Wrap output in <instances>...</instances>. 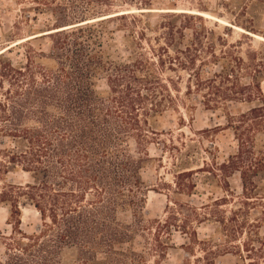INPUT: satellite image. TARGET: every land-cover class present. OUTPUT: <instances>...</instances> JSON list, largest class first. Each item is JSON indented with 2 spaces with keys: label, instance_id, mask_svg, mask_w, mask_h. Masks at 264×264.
<instances>
[{
  "label": "trees",
  "instance_id": "16d2710c",
  "mask_svg": "<svg viewBox=\"0 0 264 264\" xmlns=\"http://www.w3.org/2000/svg\"><path fill=\"white\" fill-rule=\"evenodd\" d=\"M110 1H69L72 16L65 9V21L57 28L73 26L48 34L53 35L54 68L45 67L29 51L25 62L17 65L0 53V176L22 170L31 178L29 183H9L0 190V205L7 206L9 220L14 219L0 264H150L133 247L123 248L134 241V233L144 223L138 210L147 196L141 177L143 160L123 145L133 139L138 148L148 151L152 139L159 140L161 132L154 123L176 104L170 88L176 84L169 78L167 85L151 70L150 60H111L101 41L104 25L98 23L101 27L95 29L90 22L79 24L90 20L88 14L112 8ZM197 19L186 17L184 29L168 23L166 44L176 42L179 34L183 47L179 45L174 55L160 47L159 64H165L166 54L171 68L174 61L185 70L190 68L193 79L184 94L189 97L196 91L210 109L233 101L250 104L238 116L227 113V123L235 130L249 121L250 127L258 126L257 114L264 112V50L249 45L243 52L240 40L230 42ZM138 20L133 16L131 23ZM186 29L191 38L185 43ZM130 31L138 38L144 35V30ZM201 52L208 56L198 58ZM198 60L220 69L203 77L193 68ZM102 72L108 90L98 92L93 80ZM244 146L243 141L220 170L231 175L239 172L248 198L255 178L264 170V158L247 156ZM23 202L39 212L38 232L22 230ZM126 208L134 210L135 225L118 221V212ZM246 251H251L248 244Z\"/></svg>",
  "mask_w": 264,
  "mask_h": 264
},
{
  "label": "rangeland",
  "instance_id": "374dc122",
  "mask_svg": "<svg viewBox=\"0 0 264 264\" xmlns=\"http://www.w3.org/2000/svg\"><path fill=\"white\" fill-rule=\"evenodd\" d=\"M69 1L0 0L1 56L17 65L25 62L29 51L45 67L54 68L53 35L48 34L56 32L53 30L65 21V9L72 16ZM143 1L111 0L112 8L102 14H88L86 18L92 21L79 23L89 21L95 29L104 25L101 41L111 60H150L154 73L167 85L169 78L176 84L170 87L176 104L167 107L154 123L161 132L159 140L152 139L148 151L138 148L133 139L123 145L128 153L143 160L141 177L147 195L145 205L138 210L144 223L134 233V241L123 248L133 247L150 264H264V170L255 178L248 198L244 197L240 173L231 175L220 170V164L236 155L243 141L247 156L264 158V112L257 114L258 126L250 127L249 121L235 130L227 123V113L238 116L248 111L250 104L233 101L226 106L219 104L216 109L206 107L196 91L189 97L184 94L193 79L189 73L194 72L183 69L177 61L171 68L166 54L164 65L157 57L160 47L175 54L182 42L180 35L168 46L165 32L170 22L184 29L186 17H198L197 23L202 19L230 42L240 40L243 52L249 45L264 50V0H152L150 5ZM133 16L139 19L137 23H131ZM134 29L139 33L144 30V35L138 38L130 31ZM185 34L186 43L191 31L186 29ZM200 55L201 59L208 56L202 52ZM193 68L206 77L219 71L220 66L209 61L203 65L198 60ZM106 77L102 72L94 78L95 90H108ZM242 81L248 82V78ZM261 88L264 92V81ZM2 142L8 140L3 138ZM30 181L29 174L16 170L0 176V190L9 183ZM21 211L22 230L27 234L38 232L39 212L29 202L21 204ZM9 215V208L0 205V261L5 258L12 234L10 222L14 219L9 220ZM117 219L135 225L137 218L134 210L126 208L118 212ZM246 244L251 251H246Z\"/></svg>",
  "mask_w": 264,
  "mask_h": 264
},
{
  "label": "bare ground",
  "instance_id": "6f19581e",
  "mask_svg": "<svg viewBox=\"0 0 264 264\" xmlns=\"http://www.w3.org/2000/svg\"><path fill=\"white\" fill-rule=\"evenodd\" d=\"M90 21H92V20H90ZM89 22V21H88ZM87 22V23H88ZM66 27H62V28H58V29H55V30H53V31H58V30H62V29H65ZM238 29V28H237Z\"/></svg>",
  "mask_w": 264,
  "mask_h": 264
}]
</instances>
